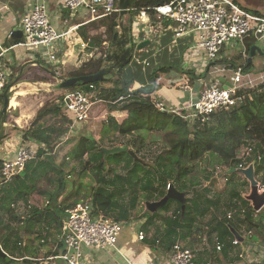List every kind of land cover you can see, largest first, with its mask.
Listing matches in <instances>:
<instances>
[{"label": "trees", "instance_id": "trees-1", "mask_svg": "<svg viewBox=\"0 0 264 264\" xmlns=\"http://www.w3.org/2000/svg\"><path fill=\"white\" fill-rule=\"evenodd\" d=\"M116 1L119 6L120 0ZM174 1L136 0L131 8L144 10L149 15L150 20L155 23L157 22L154 16L156 8L169 5ZM119 17V14H113L97 21L100 26L105 28L104 35L98 36L100 56L92 58L89 62L83 64L80 69L70 73L67 77L68 79L94 76L109 65L108 51L115 33L119 31V28H117L119 26ZM130 23L132 25V22ZM131 41L133 43V38ZM21 42L19 39L14 44L16 45ZM105 43H108L109 46L105 47ZM132 45L135 47L134 43ZM220 62L210 63L207 67L206 76L209 75L210 68L213 65L220 64ZM233 63L230 69L237 71L239 68H242L244 75H249L253 72L257 73L254 63H249V60L241 67H238L235 62ZM40 66H44V64L40 63ZM171 68L167 67L158 72L159 74H165L164 72L173 70ZM179 72L186 74L192 83L199 80L192 71H184L182 69ZM154 77H157V72H154ZM38 81L45 82L44 79H38L34 82ZM109 83L113 84L111 88L104 86ZM94 85L100 92L101 100L108 104L109 111L127 113V118L120 125L115 124V119L111 118L113 130L119 132L123 138H126L122 146H127L133 150L140 159V161L132 163L126 157V154H129L128 152L110 155L106 159L102 151L103 148H106L102 144L103 142L98 143L93 137L89 136L78 138L77 147L86 148V152L89 154V161L85 164L83 172L88 170L91 163L100 168L96 184L90 188L91 190L86 196H89L94 204L95 215L102 214L106 217H114L119 222L121 220L129 221L130 215L138 208V205L142 202H161L166 198L169 186L174 185L179 192L187 195V204L184 215H182L181 204L179 203V207L173 212V218L164 223V241L168 245L169 250L172 251L173 246L178 241L190 243L206 238L210 244L212 236L216 234L217 239L223 246L219 253V257H221L223 262L226 261L228 264H238L241 262L238 253L241 246L233 245L235 237L231 228L238 231L237 224H245L239 221L234 225L233 221H235L237 216L242 217L250 227H258L263 230L264 210L261 213H256L246 200V197L240 195L241 191L239 189L249 186L247 179L240 172L229 174L228 170L237 169L240 164V161L237 159L239 150L244 145L253 143L255 145L254 151L256 156L261 157V162H257L254 166L255 176L264 185V83L257 88L241 91L240 95L245 97V101L241 104H245L240 108L250 114L251 120L246 128L236 129L231 133V137L236 136L233 145L226 144L225 139L228 138V134L216 125L208 129L207 126H203L205 123L204 117L196 119L193 125L190 126L189 121L183 118L184 115L189 114L188 111H184L183 116L157 111L153 107L151 99V95L154 93L153 89H142L131 92V82L124 83L123 79H120L114 83L107 77L101 83H95ZM75 87L77 89L89 88L88 85L83 83H78ZM121 96H128V98L122 103L116 105L110 104ZM60 103L59 101V103L52 102L46 104L29 129L24 132V141H33L40 146L36 159L26 165L25 170L15 178L13 183L3 185L0 188V248L8 255H10V251L15 252L16 250L21 253H29L28 248L23 246L25 238L28 239L31 236L39 235L37 239L43 240L41 226L43 222L46 223L47 219L45 218L47 217L50 223H54L62 231L65 219L60 214L66 215L68 209L81 201L79 197L82 195L84 185L82 182L78 186H75L76 183H72V188H69L71 183L64 177L67 174L65 164L60 166L55 162L56 149L69 133L71 122L68 127L66 126L67 122H69L68 119L64 120L66 123L61 127L55 125L45 127L41 123L47 116L59 117L62 115L64 108ZM234 114L233 109L226 110V112L219 111L212 114L209 120L211 118L222 120L223 116L233 118ZM91 119H94L93 115ZM183 127L187 130L189 138L177 143L174 146L175 149H165L163 153L156 154L153 158L154 162L151 164L147 161V158L142 157V151L147 147L146 143L149 135H153L154 132L162 133ZM103 137H105V133ZM70 140L69 142L72 141ZM221 141L224 142L222 145L218 143ZM113 147L116 146L113 145L111 148ZM93 150L97 152H93ZM209 150L217 151L222 157L227 168L223 175L226 183L223 184L224 187H220L222 183L218 182L215 170L209 171L208 168H205L202 170V174L204 183L206 182V189L189 197L188 193L191 191L189 182L184 180V178L188 172L192 171L191 166L193 164L198 160H206L204 154ZM121 162H126L127 164L124 167V170H129L126 177L118 176L109 179L103 175V163H113L117 166ZM2 166L3 161L0 159V170ZM52 172H55L53 174L57 178L50 175ZM138 173H141V176L145 174V176L140 181L142 183V194L134 198L133 195L136 193V190L132 192V188L139 185L137 181ZM40 181H48L55 188L52 190H40L37 188ZM127 183L129 184L127 185ZM34 190L48 197L47 206L43 211L34 209L30 217L22 219L16 215L15 210L16 208L19 209L21 204H26L27 198L31 196ZM211 193H214V195L211 196ZM65 194L67 195V199H65L66 202H63L62 199L66 197ZM123 196L128 197L129 204L127 208L122 207L125 211L121 210L119 213L117 212L118 204H120L118 200ZM73 197H75L74 200L67 204V201ZM51 206H54V208L52 209ZM169 209L170 205L168 204L161 207L160 211L168 212ZM228 214L233 215L231 220L228 219ZM204 219L207 221H203ZM14 223L19 226L15 232L12 231ZM21 234L23 236H20ZM7 259L0 256V264L13 263V261L7 262Z\"/></svg>", "mask_w": 264, "mask_h": 264}, {"label": "crops", "instance_id": "crops-1", "mask_svg": "<svg viewBox=\"0 0 264 264\" xmlns=\"http://www.w3.org/2000/svg\"><path fill=\"white\" fill-rule=\"evenodd\" d=\"M37 1L39 0H0V42L5 49L9 50L5 60V64H8V73H10L9 69H14L15 71L19 69V74L22 75V69L26 65L31 68H40V65L37 63L41 60L38 59L37 54H29L30 51L22 45L24 40L19 30L20 18L25 11L29 10ZM65 2L66 0H46L54 27L61 32L73 30L68 38L61 40L55 47L57 63L60 64L62 70L64 69L72 73L80 69L83 64L89 62L92 58L100 56L98 36L105 33V28L100 26L97 21L89 22V16L85 10L77 13L75 12L77 16L80 15L79 17L83 20L82 23L68 28L69 22L65 16L69 13H64ZM140 13H136V15L132 14L133 17H130L131 13H129V23L132 22L131 26H127L130 29L129 35L133 38V43H136V45L148 40L152 43L142 50L143 54L140 55V57L133 52L132 63L122 72L120 71V75L115 73L119 77L122 76L124 83L131 82V92L140 91L142 89H153L154 93L151 95V99L157 98L163 101L169 113H173L172 111L174 110L186 108L191 104L194 97L176 88V81L182 79L190 80L186 74H182V72L179 71H182V69L184 71H192L198 79L201 78L207 84L217 79V77L213 76L211 77V81H209L207 79L208 76L202 74V70H205L207 73V67L209 65L206 60V52L204 50H193L191 38L176 39L173 23L168 21L162 22L157 19H155L157 21L155 23L151 20L149 22V15H147V18H143V15L141 16ZM254 15L263 17L261 14ZM146 26H149L152 31L150 35H147L145 32ZM99 31L103 33L99 35ZM141 33H144L142 38L140 37ZM19 39L22 42L15 45L14 42ZM247 40H249V37L245 39L244 43ZM251 40L252 38H250L249 45ZM82 43H86L88 46L83 48L81 47ZM105 45V47L109 46L108 43H105ZM249 45L247 46L245 43V47L247 48L245 51L243 47L241 48L239 46L225 51L220 59V64H223L226 70H229L230 67L233 66V62L236 64L240 62V64H237L238 67L246 64L249 60ZM258 45L260 46V44ZM260 47L264 51V48L262 46ZM20 48L23 49V53L16 57L14 51ZM239 50L243 52L240 58V55H238ZM198 61L200 63H198ZM252 63H254L255 70H257V67L260 65L264 68V57L258 55L253 58ZM167 67H172L171 69L173 70L164 72L165 74H159V70ZM194 67H197V73ZM154 72H157L156 78L154 77ZM49 74L58 76L56 72ZM252 75L251 73L248 76ZM108 76L109 74L106 77ZM246 80H249V78ZM38 83L39 82H36L35 85ZM190 83L196 93H199L203 88L199 80H196L195 83ZM105 87L109 88L110 86L107 85ZM98 93L100 94L99 90ZM3 95L4 94L0 96ZM20 97H22V95ZM19 105L15 108L20 109H16L14 112L15 118L13 121V128L16 130L13 135L10 134L9 138L5 140L3 146L2 144L0 145V159L3 162L15 159L16 153L20 147H33L35 149L40 147L33 141H24L23 135L32 124L30 121L33 118V114H28L32 112L28 108H25L23 102ZM10 108L12 107L10 106ZM96 110L97 109H95V111ZM116 112L118 114L124 112H111L112 118H114L117 123L121 124V122L115 118V115H113V113ZM88 122L82 124L73 122L70 125V131L65 137L64 142H68L71 138L78 140L81 136H85L79 134L77 130H80V125H86ZM112 125L113 124H111V126ZM88 135L90 134L88 133ZM106 148H111V146ZM168 204L170 205V211L173 213L176 209V207H174L176 204L172 205L170 201ZM173 207L175 208L174 210ZM39 210L43 211L45 208H39ZM19 211L20 210L16 208L15 213L22 219L32 215V213L29 215L27 213L20 214ZM142 214L133 212L132 215H130L129 221L121 220L124 225L118 239L117 249L102 251L86 247L84 248L80 264H168L172 251L169 250L168 245L164 241V221H161V218L158 220V217V219L153 220L146 216H142ZM108 218L116 220L114 217L108 216ZM66 219L67 214L65 220ZM14 225H16V223H14ZM41 227L43 231V240L37 239L39 235L24 239L25 242L23 246L28 248L29 253H21L16 250L15 252L10 251V256L0 248L6 253V258L9 259H7V262L13 261L12 264H67L60 258L65 252L63 231L59 230L54 223H50L48 220L46 223L43 222ZM237 228H243L244 231H248V236H243L240 233V229L237 231L243 238L241 241V249L238 250L241 261L238 264H264V229L261 231L258 227H250L249 225L241 224H238ZM139 232H144L146 236L144 240L139 239ZM20 236H23V234ZM215 239H213V242H215ZM176 243H181V241ZM183 243L182 241V244ZM216 243L217 242L212 244L213 251H211V246L206 238L196 240L193 244L191 243L193 246L194 244L197 245L195 255L198 264H228L226 261L223 262L221 257H219L221 251H217ZM184 245L189 248L187 244Z\"/></svg>", "mask_w": 264, "mask_h": 264}, {"label": "built area", "instance_id": "built-area-1", "mask_svg": "<svg viewBox=\"0 0 264 264\" xmlns=\"http://www.w3.org/2000/svg\"><path fill=\"white\" fill-rule=\"evenodd\" d=\"M64 10L71 13L85 10L89 16V22L98 21L113 14H120L121 10L116 0H66ZM141 12V13H140ZM129 13H140L147 18V13L141 9H129ZM145 16V17H144ZM155 19L168 21L174 24L173 30L176 39L191 38L193 50H204L207 63L220 61L225 51L230 48L243 47L245 51V39L256 38L259 42L264 40V17L251 14L241 8L235 0H175L173 3L156 8ZM147 35L152 33L146 26ZM19 30L23 35V46L26 49H34L39 52L49 63L57 64L55 47L61 40L68 38L73 30L58 31L50 18L46 0L37 1L20 18ZM88 45L82 43L81 47ZM0 42V95L9 88L8 64H5L6 55L9 53ZM243 71L239 68L232 79L219 78L213 82L199 81L203 88L196 93L190 80L175 82L177 89L189 93L194 97L186 108L172 111L183 116L184 111L190 114L186 120H196L204 117V122L215 112L226 111L238 107L245 101L241 96L242 90H246L243 81ZM244 82V83H243ZM243 83V84H242ZM89 88L77 89L68 92L60 103L66 115L74 123H85L91 120L96 107L103 103L94 84ZM128 96L120 97L112 104L122 103ZM153 106L159 112H168L164 102L153 98ZM183 116V118H184ZM254 146L242 147L237 155L240 161L237 169L244 170L250 165L261 162V157L256 156ZM38 150L33 147H20L15 159L3 162L0 170V188L11 184L20 175L28 163L34 161ZM255 168V167H254ZM260 192H264V185L260 183ZM240 195L243 197L244 193ZM146 206V214L151 212ZM233 218L228 214V219ZM124 223L112 220L102 214L96 216L94 204L91 200L77 202L67 210V219L63 225L64 254L60 257L67 264H80L84 248L98 250L117 249V243ZM146 238L144 232H139V239ZM234 246H241L239 239L233 241ZM217 251L222 250L219 240L216 243ZM242 257V256H241ZM196 255L192 249L182 243H176L171 252L168 264H198Z\"/></svg>", "mask_w": 264, "mask_h": 264}, {"label": "rangeland", "instance_id": "rangeland-1", "mask_svg": "<svg viewBox=\"0 0 264 264\" xmlns=\"http://www.w3.org/2000/svg\"><path fill=\"white\" fill-rule=\"evenodd\" d=\"M236 2L247 12L251 14H261L264 17V0H236ZM79 16L80 15L77 16L75 12L67 14L65 16L69 22L68 28H71L74 25L82 23L83 20ZM130 17H133V15L131 14ZM129 20H130L129 16H126L124 18V23L126 27L131 25L129 23ZM148 20L150 22L149 18ZM102 33L99 31V35ZM249 42H250V38L249 40L245 42L247 46L249 45ZM263 42L264 40L260 41L259 44L260 46L264 48ZM27 50L30 51L29 54L31 55L37 54L38 59L41 60L39 61V63H43L44 66H40V68H31L28 65H26L24 66V71L22 72V75L19 74V69H16V71L14 69H9V72H10L9 73V87H10L9 93H10L11 100L12 98L15 97L17 98L16 99L17 103L23 102V105H25V108H28L29 110H31L32 113H28V114L29 115L33 114V118L30 121V123H33L35 118L38 117L39 112L45 107L46 104L52 103V102L59 103V101L62 102L65 94L68 92H72L73 90H76L77 87L61 90V88H59V85L61 84V78L66 79L71 72L64 70V69L62 70L60 67V64L58 63L53 64V63L47 62L48 60H46V58H43L41 54L39 52H36L34 49H27ZM14 52L16 53V57H18L19 54L23 53V49L20 48ZM135 54L140 57V55L143 54V51L136 50ZM242 54L243 52L239 50L238 51V55H240L239 58L241 57ZM198 63L200 62L198 61ZM237 64H240V62ZM194 68L197 73V67H194ZM257 70H256L257 73H252L253 74L252 76H248V75H246L247 77H245V75L243 76V81H246L245 87L247 89L257 88L264 83V72H263L262 65L257 67ZM53 72H56L58 76H53L49 74V73L53 74ZM202 74L204 75L206 74L205 70H202ZM213 76L219 77V78H222L225 76L228 79H232L235 76V70L233 69L226 70L223 64L213 65L209 70V75L207 79L211 81V77ZM107 78L110 79L114 83L116 82V80H120V79L122 80V78L117 76L115 72L110 73ZM248 78L249 80H246ZM38 79H44L45 82L38 81L39 83L35 85L36 82L34 81ZM40 83H43V84H40ZM107 85L110 86V88L113 86L112 83L106 84L104 86H107ZM18 93H20L22 97H20L21 95L18 97L17 96ZM19 104H17L16 107H18ZM244 104L238 105V108L237 107L233 108V111L235 112L233 118H229L228 116H223L222 120L219 119L220 121L214 120L211 118L210 120H206L203 126H207V129H208L216 125L218 128H220L221 130L225 131L228 134V138L225 139L226 144L233 145L235 143L236 136L231 137V133L236 129L246 128L251 120L250 114L246 110L240 108L241 106H244ZM2 108H3V96H0V114H1ZM16 109H20V108L14 107V108L9 109V113H8L9 116H8L7 123L5 126L4 137H3L2 142L0 143V145L2 144V146L3 144H5V140L9 138L10 134L13 135L14 131L16 130L13 128L14 127L13 121L15 118L14 112L16 111ZM96 109L97 110L93 113V117L96 119L90 120L86 125H80V130H77L78 133L81 135L83 134L87 137L88 136L90 137L91 135V137H93L96 141H98V143L103 142L102 144L104 145V147L105 146L112 147L113 145L122 146L123 142L126 141V138H123L122 136H120L119 132H115L112 129V126H111L112 116H111V111H109L108 104L104 102L100 103L98 105V108ZM66 114L67 113L63 111L62 115L59 117L47 116L43 119L41 123H43L45 127L51 126V125L61 127L64 123H66V121L64 120L68 119V121H70L72 124L73 121H71L70 120L71 118H69L68 115ZM113 115H115V118L121 123L127 118L126 117L127 113L125 112L122 114H118L116 112V113H113ZM184 118L186 119V116H184ZM188 121H189V125L191 126L193 125L195 120H188ZM70 122H67L66 124L67 127L70 125ZM115 124L120 125L119 123H117V121H115ZM88 133L90 135H88ZM104 133H105V137H103ZM187 133L188 132L184 127L178 128L176 130L173 129V130L162 132V133L154 132L153 135H149L147 138V143H146L147 147L143 149L142 157L147 158V161H149L150 164L153 163L154 162L153 158L156 154L163 153L165 149H175L174 146L177 143L182 142L183 140L189 138ZM74 137H77V136H74ZM103 138H104V141H103ZM71 140H70L71 142L69 141L64 142V140H62V142L58 145L56 149V161L55 162L57 165H60V166H63V164H65L64 166H65V170L67 174L64 177L66 178V180H68L71 183L69 188H72V185H73L72 183H76L75 186H78L79 183L82 182V184L84 185V188L82 189V195L79 198H81V200L83 201L91 200L89 196L88 197L86 196L88 195V192H90L91 190L90 188L96 184V179H97V176L99 175L100 168L95 166L94 163H91V166L88 168V170L86 172H83L85 164L89 161V154L86 152V148L77 147V142H78L77 139L71 138ZM95 140H93V142H95ZM218 143L222 145L224 142L221 141ZM250 145L255 146L253 143H251ZM37 150H39V148H37ZM93 152H97V151L93 150ZM126 157H128L132 161V163L137 162V160L133 158L130 154L128 155L126 154ZM204 158H206L205 161L198 160L195 164H193L191 166L192 171L188 172L184 178V180H187L189 182V188L191 190L188 193L189 197L193 196L197 192H202L203 190L206 189V182L204 183L203 174H202V170H204L205 168H208L209 171L215 170L218 182L220 184L222 183L221 184L222 186L220 185V187H224L223 184L226 183L223 175L227 168L223 162L222 157L219 155V153L215 150H209V151H206V153L204 154ZM103 165H104L102 169L103 175L107 176V178L109 179H112L113 177H118V176L126 177L129 171V170H124V167L127 166L126 162H121L117 166H115L113 163H103ZM55 172H52L50 175L54 178L55 177L57 178V176L53 174ZM141 175H142L141 173L140 174L138 173L137 181L139 185L137 187L132 188V192L133 191L135 192L136 190V193L133 195L134 198L138 197V195L141 196L142 194L141 192L142 183H140V181L142 177L145 176V174H143V176ZM129 183H127V185ZM37 188L40 190H46V189L52 190L55 187L52 186L51 183H49L48 181H40L37 185ZM239 190L244 193L243 197H247L250 193V184L249 186H246L245 188L242 187ZM66 194H68V192H66ZM66 194H65L66 197L62 199L63 202H66L65 200L67 199ZM211 194H212L211 196L214 195V193H211ZM74 198L75 197L67 201V204L71 203L74 200ZM47 201H48V197L41 195L36 190H34L32 191L31 196L27 198L26 204L25 203L21 204V206L19 207L20 208L18 209L20 210L19 213L20 214L27 213L29 215L33 213L34 209H39V208L44 209L47 206ZM118 201L120 202V204H118L119 206L117 208V212L120 213L121 210L125 211L124 208L122 207L127 208V205L129 204L128 197L126 196H123L122 198L120 197ZM146 203L147 202H142L140 205H138V208L134 212L136 213L139 212V214L144 213L142 214V216H146L153 220H156L158 218H159L158 220H160L161 218V221L163 220L164 223L165 222L167 223L170 219L173 218V213L170 211V209L168 212H165V211L163 212V211H160L159 209L157 212L153 214H150V215L146 214L147 212L146 206H145ZM170 203H172V205L176 204L174 206L176 207V209L179 207L178 206L179 203L174 200H171ZM174 207H173V210L175 209ZM51 208L53 209L54 206H51ZM165 215H166V218H165ZM60 216L63 219H65L66 217V215L64 214H60ZM45 219L49 220L48 217ZM203 221L206 222L207 220L204 219ZM239 221H242L245 225H248L242 217H238V216L235 219V221H233L234 225H236ZM12 227H13L12 231L15 232L19 226L18 224L16 225L13 224ZM239 229H240V233L243 236H248V231H244L243 228H239ZM260 230L262 231V229ZM213 239H215V242L218 241L216 234L212 236V242H210L211 251H213L212 244L215 243L213 242ZM195 241L190 242V243L184 242L183 244H187V246L191 248L194 251V253H196L197 245L195 244L194 246L191 245V243L193 244L195 243Z\"/></svg>", "mask_w": 264, "mask_h": 264}, {"label": "water", "instance_id": "water-1", "mask_svg": "<svg viewBox=\"0 0 264 264\" xmlns=\"http://www.w3.org/2000/svg\"><path fill=\"white\" fill-rule=\"evenodd\" d=\"M136 2V0H120L119 8L120 12V21H119V31L115 33L112 44L110 45V49L108 51V66L104 67L98 74L94 76H86L80 78H72V79H62L59 88L62 90L69 89L75 87L78 83H83L86 85L95 84L104 81L106 76L112 72H116L120 75V71H123L127 66L132 63L133 60V52L142 51L144 48L151 45V41H144L140 44H135L133 47L132 37L129 35L130 29L125 26L124 18L129 15V9ZM64 13H71L69 10H64ZM21 33V32H20ZM144 33L140 34L142 38ZM22 37V33H21ZM259 41L256 38H252L251 43L249 45V63H252L254 57L260 55L264 57V51L258 45ZM248 51V50H247ZM40 65V63H37ZM24 68L22 69V72ZM54 76V75H53ZM10 88V87H9ZM9 88L5 91L3 108L0 114V143L4 137L5 126L8 118L9 109L12 103ZM103 153L105 154V158L107 159L110 155H116L119 153L128 152L133 158L137 161H140L136 153L129 149L127 146H116L113 148H103ZM232 172H240L249 182L250 184V193L246 197V200L251 203V206L255 210L256 213H260L264 209V192H260V183L256 179L254 165H250L247 169L239 170L236 168L229 169L228 173ZM174 200L181 204L182 215H184L186 211L187 204V196L183 192H179L174 185H170L168 188V193L166 198H164L161 202H150L147 203V206L151 212H157L161 207L166 206L169 201ZM232 233L235 239L243 240L240 233H238L234 228H231ZM0 256L7 257L6 253L0 249ZM9 260V259H8Z\"/></svg>", "mask_w": 264, "mask_h": 264}, {"label": "bare ground", "instance_id": "bare-ground-1", "mask_svg": "<svg viewBox=\"0 0 264 264\" xmlns=\"http://www.w3.org/2000/svg\"><path fill=\"white\" fill-rule=\"evenodd\" d=\"M20 95H21L20 93L17 94L18 97H19ZM16 99H17V98H15V97L12 98V103H11V107H12V108L16 107L17 104H18L17 101H16Z\"/></svg>", "mask_w": 264, "mask_h": 264}, {"label": "clouds", "instance_id": "clouds-1", "mask_svg": "<svg viewBox=\"0 0 264 264\" xmlns=\"http://www.w3.org/2000/svg\"><path fill=\"white\" fill-rule=\"evenodd\" d=\"M236 72V71H235ZM246 76V75H245ZM239 170V169H238ZM260 183V182H259Z\"/></svg>", "mask_w": 264, "mask_h": 264}]
</instances>
